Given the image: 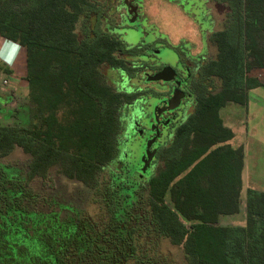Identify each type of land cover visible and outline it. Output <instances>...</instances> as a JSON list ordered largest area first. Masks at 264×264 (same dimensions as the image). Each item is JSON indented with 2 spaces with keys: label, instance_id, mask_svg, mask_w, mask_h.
Here are the masks:
<instances>
[{
  "label": "trees",
  "instance_id": "trees-1",
  "mask_svg": "<svg viewBox=\"0 0 264 264\" xmlns=\"http://www.w3.org/2000/svg\"><path fill=\"white\" fill-rule=\"evenodd\" d=\"M217 2L229 11L213 35L218 54L206 73L218 78L219 90L199 92L195 113L165 150L143 200L137 196L136 207L120 202L110 187L105 211L61 219L37 206L48 198L29 183L60 165L67 177L101 190L123 98L100 65L118 42L79 39L77 23L89 0H0V36L25 48L29 86L28 103L13 109L0 94V114L13 120L0 122V264H171L137 249V230L183 246L190 264H264V191L248 186L244 224L223 220L241 211L246 151L230 142L234 131L220 114L264 86V0ZM16 147L32 155L28 170L3 161Z\"/></svg>",
  "mask_w": 264,
  "mask_h": 264
},
{
  "label": "flooded vegetation",
  "instance_id": "flooded-vegetation-1",
  "mask_svg": "<svg viewBox=\"0 0 264 264\" xmlns=\"http://www.w3.org/2000/svg\"><path fill=\"white\" fill-rule=\"evenodd\" d=\"M163 1L177 6L188 19L192 27L188 35L174 40L151 23L145 0H89L87 12L81 15L87 18L76 27L81 41L102 37L118 42L112 59L100 65L105 81L123 98L115 155L104 167L110 185L117 193H128L127 200L133 204L137 202L134 190L146 189L178 129L195 113L199 92L213 91L219 82L206 70L218 54L213 35L222 30L215 29L213 7L224 4L217 0ZM212 48H217L215 54ZM157 75L161 77L154 79Z\"/></svg>",
  "mask_w": 264,
  "mask_h": 264
},
{
  "label": "rangeland",
  "instance_id": "rangeland-1",
  "mask_svg": "<svg viewBox=\"0 0 264 264\" xmlns=\"http://www.w3.org/2000/svg\"><path fill=\"white\" fill-rule=\"evenodd\" d=\"M144 6L145 13L149 16L150 22L157 24L162 31L168 32L174 40H177L182 35H188L191 32L192 27L190 22L183 16L177 6L169 4L163 0H145ZM226 8L227 5L226 7L225 5L218 6L217 8L213 7L217 21V25L215 27L216 30L223 29L225 27ZM86 18L85 15L80 18L79 26H82ZM216 52L217 48L213 49V54ZM6 61L7 64H10L11 66L12 73H10L9 77L12 78V82H20L26 67V50L19 44H15L0 36V65L6 66ZM1 72L3 73L4 71L0 70V73ZM16 86H19L18 89H14V93H12L14 94V98L20 99L17 106L28 103V84H25V88H22L19 84ZM219 86L220 82H218L213 91L219 90ZM13 94H9L8 97L11 98ZM9 103V100L6 101V105ZM9 106H11V104H9ZM220 114L224 124L232 128L234 131V137L231 139V143L234 145L244 143L247 134H249L250 137L247 139L245 146L246 144L250 145L251 154L253 153L254 155V164L251 165V169L261 177V181L264 184V141H260V139H264V133H262L264 132V129H245L246 110L237 103L233 102L226 105L221 109ZM0 122L12 123L13 120L5 119L0 114ZM260 147L262 150H260ZM3 161L9 162L13 166L19 167L23 170H28L32 161V155L25 152L21 147H16L10 155L3 158ZM163 165L164 161L161 158V160H159L154 167V173L156 174ZM104 169L100 174L101 190L99 192H97L96 189L86 186L83 182L77 179H72L64 175L61 171L60 165L53 166L47 177L34 178L30 181L29 185L34 191L42 194L44 198H48L47 202L43 200L41 203H37V206L42 210H52L51 212L58 214L61 219L69 216L74 218L77 216V213L81 216H83V214L95 216L100 211H105L107 208L106 201L108 198L106 190L109 191V189H113V186L110 185V181L106 178L107 171ZM255 186H257L258 189L264 188L258 185V183H256ZM134 191V200L137 201V196H140V199L143 200L140 194L144 193L138 189ZM242 193L241 211L234 215L224 216L223 220L226 221V223H230L231 225H240L242 222H245L246 201L244 191ZM126 194L124 192L118 193L116 195L118 197V201L122 202L127 200L128 196ZM144 197L146 202V194ZM49 199L52 206L49 205ZM134 206L136 207V204H134ZM142 208L146 209L144 206ZM138 216L139 212L138 214L134 213V219H137ZM147 240H150V242H146ZM133 243L137 249L145 248L150 254H162L166 261L171 264H190L185 257L183 246L173 245L170 240L162 234L137 230L133 233Z\"/></svg>",
  "mask_w": 264,
  "mask_h": 264
},
{
  "label": "crops",
  "instance_id": "crops-1",
  "mask_svg": "<svg viewBox=\"0 0 264 264\" xmlns=\"http://www.w3.org/2000/svg\"><path fill=\"white\" fill-rule=\"evenodd\" d=\"M5 39H7V38H5ZM11 42H13V41H11ZM13 43H15V42H13ZM5 65L9 69H11L10 64H7V61L5 62ZM3 73H5V72H3ZM25 75H26V67H25L24 74L21 78V81L14 83V85L19 84V85H21L22 88L23 87L25 88V84H28L27 80L25 79ZM11 81H12V78H11ZM18 87L19 86H17V89H18ZM11 100H13V99H11ZM5 103H6V101L3 102L2 105H4ZM230 103H233V102H230ZM230 103H228V104H230ZM240 106L245 108V110H246L245 129H264V86H259V87H256V88L249 90L248 100H247L246 104L240 105ZM232 113H233V111H232ZM247 119H248V121H247ZM262 133H264V132H262ZM260 135H261V133H260ZM249 137H250L249 134H247V137H246V140L244 143H239V144H235V145L232 143L236 147L243 145L245 148V151H246L245 166H244V169L242 172V177H243V181H244V187L242 189V192L244 191V193H245V195H244L245 201L247 198V188L249 185H251L252 183L254 185L256 183H258V185H260L261 187H264L263 186L264 184L261 181V177L258 174H256L255 171H253L251 169V165L254 164V155H253V153L251 154L250 145L246 144V146H245V143ZM260 141H264V139H260ZM260 150H262L261 147H260ZM261 175H262V173H261ZM260 190L264 191V188H261ZM242 195H243V193H241V196ZM224 223H226V221H224ZM244 223L245 222H242V224H244ZM226 224H230V223H226Z\"/></svg>",
  "mask_w": 264,
  "mask_h": 264
},
{
  "label": "built area",
  "instance_id": "built-area-1",
  "mask_svg": "<svg viewBox=\"0 0 264 264\" xmlns=\"http://www.w3.org/2000/svg\"><path fill=\"white\" fill-rule=\"evenodd\" d=\"M9 76L10 75L6 74V73L0 74V93H2L4 95L5 94L6 95L13 94L14 93V89L17 88V86L14 85V83L11 81V78ZM13 96H14V94L12 95V97L9 100L10 101L9 104H11L12 107L9 106V104L6 105V103L3 105L4 107L9 108V109H11V108L13 109V108H15V106L17 107V104L19 103L20 99L14 98ZM12 98H13V100H11ZM2 117H4V116L2 115Z\"/></svg>",
  "mask_w": 264,
  "mask_h": 264
},
{
  "label": "water",
  "instance_id": "water-1",
  "mask_svg": "<svg viewBox=\"0 0 264 264\" xmlns=\"http://www.w3.org/2000/svg\"><path fill=\"white\" fill-rule=\"evenodd\" d=\"M159 77H161V75H157L156 77H154V79H158Z\"/></svg>",
  "mask_w": 264,
  "mask_h": 264
}]
</instances>
